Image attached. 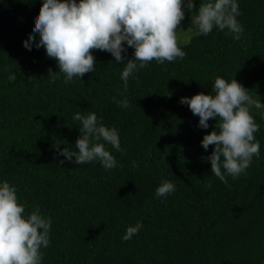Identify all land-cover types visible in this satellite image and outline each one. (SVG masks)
Listing matches in <instances>:
<instances>
[{
  "label": "trees",
  "instance_id": "obj_1",
  "mask_svg": "<svg viewBox=\"0 0 264 264\" xmlns=\"http://www.w3.org/2000/svg\"><path fill=\"white\" fill-rule=\"evenodd\" d=\"M40 4L0 0V178L16 185L26 212L39 205L52 218L42 264H264L262 110L250 108L260 125L254 133L260 155L225 184L203 159L212 146L205 151L199 143L215 121L200 129L198 116L179 103L212 91L217 75L233 77L264 103V0H238L239 39L214 28L179 46L183 58L149 61L129 78L127 108L110 99L121 98L123 65L106 51L90 49L96 70L81 80L47 77L49 68L58 71L55 59L43 46L21 42ZM77 111H94L119 129L123 151L108 146L118 166L104 170L95 161L77 165L56 155L55 140L75 150ZM163 179L175 191L160 198L155 188ZM137 220L143 227L122 240Z\"/></svg>",
  "mask_w": 264,
  "mask_h": 264
},
{
  "label": "clouds",
  "instance_id": "obj_2",
  "mask_svg": "<svg viewBox=\"0 0 264 264\" xmlns=\"http://www.w3.org/2000/svg\"><path fill=\"white\" fill-rule=\"evenodd\" d=\"M196 3L197 0H41L21 42L37 49L43 46L45 55L54 58L58 68L55 72L49 68L47 77L55 80L63 73L66 84L72 83L74 76L81 80L83 74L95 72L97 63L90 49L110 53L116 64L123 65L119 74L121 98L110 99L127 108L129 78L135 80L149 61L164 64L186 55L178 46V32L202 37L214 28L227 29L234 40L240 38L243 25L237 19L238 0H198L193 11ZM186 12L189 26L182 30L179 26ZM8 76L13 78L15 72L10 71ZM249 91L233 77L226 80L217 75L212 91L179 98L181 105H187L198 116L200 129H209L210 118L215 121L199 143L205 151L212 146L203 159L210 163L211 174L225 184L226 177L237 178L250 166L253 156L260 155V142L254 136L260 125L250 108L262 110L264 119V103ZM72 119L79 121L75 150L65 141L55 140L52 147L56 155L77 165L95 161L104 170L118 166L108 146L123 151L119 129L102 123L94 111H77ZM174 191L175 183L163 179L155 188V196L164 198ZM25 208L26 204L18 200L16 185L0 178V264H42L41 249L50 245L52 218L43 214L39 205L29 212ZM142 227L137 220L126 227L121 239L130 240Z\"/></svg>",
  "mask_w": 264,
  "mask_h": 264
},
{
  "label": "rangeland",
  "instance_id": "obj_3",
  "mask_svg": "<svg viewBox=\"0 0 264 264\" xmlns=\"http://www.w3.org/2000/svg\"><path fill=\"white\" fill-rule=\"evenodd\" d=\"M196 7H198V5L194 6L193 11H195ZM188 26H189V19L186 21H181V25L179 27L183 30L186 29ZM193 37L194 36H190V37L187 36V34L184 32H178V40H177L178 46H183L188 44Z\"/></svg>",
  "mask_w": 264,
  "mask_h": 264
}]
</instances>
